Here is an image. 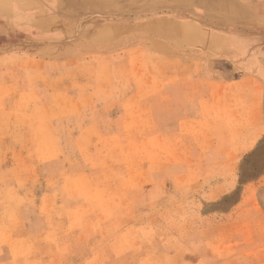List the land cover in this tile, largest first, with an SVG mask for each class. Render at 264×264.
I'll use <instances>...</instances> for the list:
<instances>
[{
  "label": "rangeland",
  "instance_id": "obj_1",
  "mask_svg": "<svg viewBox=\"0 0 264 264\" xmlns=\"http://www.w3.org/2000/svg\"><path fill=\"white\" fill-rule=\"evenodd\" d=\"M1 199L17 264H264V0H0Z\"/></svg>",
  "mask_w": 264,
  "mask_h": 264
},
{
  "label": "crops",
  "instance_id": "obj_2",
  "mask_svg": "<svg viewBox=\"0 0 264 264\" xmlns=\"http://www.w3.org/2000/svg\"><path fill=\"white\" fill-rule=\"evenodd\" d=\"M12 184H9L7 186V194H9V191H11ZM28 197V193L27 192H21L19 190L16 191V198H20L22 196ZM48 195H43L42 198V203L46 201ZM6 199V198H5ZM4 201L2 200V204L0 206V224H13L10 225L12 227V229L14 231H16V235L17 237L20 236L19 232L20 230H23L24 227L27 226V224L29 223H33L34 219L39 218V220L42 219L43 222L47 223L43 229H48L49 225H50V221L51 219L47 216H45V214H43V216L40 217H35L37 213V211H32L29 208L25 210H22L19 206L17 205H9L7 204V200ZM24 231V230H23ZM0 246H2V249H4L5 243H1ZM7 250L8 248L5 247ZM7 252H3L2 254H0V264H17V260L15 257H13L11 255V253Z\"/></svg>",
  "mask_w": 264,
  "mask_h": 264
}]
</instances>
